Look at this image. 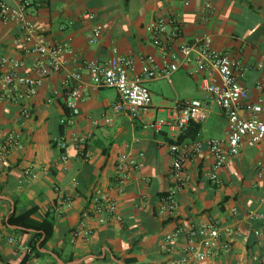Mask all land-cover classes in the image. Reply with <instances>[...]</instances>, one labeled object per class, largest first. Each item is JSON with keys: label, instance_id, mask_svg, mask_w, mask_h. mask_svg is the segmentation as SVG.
<instances>
[{"label": "crops", "instance_id": "crops-1", "mask_svg": "<svg viewBox=\"0 0 264 264\" xmlns=\"http://www.w3.org/2000/svg\"><path fill=\"white\" fill-rule=\"evenodd\" d=\"M5 1L17 7L22 0ZM26 1L29 19L44 32L49 43L65 45L72 53L67 55L65 70L51 74L28 103L29 119L21 116L19 105L0 102V145L11 131L20 134L23 144L21 150L10 155L7 170L0 177V264H22L28 254L31 235L7 229L3 220L15 209L20 212L32 205L39 207L40 216L50 212L55 219V236L41 251L53 254L57 250L61 258L54 254L53 257L58 264H120L117 257L135 259L138 264H167L173 254L166 250L170 247L164 243L165 235L177 223L209 221L233 226L241 235L250 236L248 240L242 236L234 238L231 253L203 264H263L264 222L251 220L249 213L264 212V175L255 167L257 161L264 162V150L245 147L218 173V183L209 179L213 158L204 150L185 165L190 181L178 193L177 211L160 213V200L171 186L173 155L166 138L174 139L173 135L167 129L155 134L144 128L143 119L115 113L112 106L118 100L117 92L110 95L109 89H93L84 63H104L115 48L122 55L133 57L137 69L143 55H152L159 61L160 53L151 44L148 26L173 11L181 24V42L210 36L215 49L249 68L239 80L250 91L251 101L256 102L261 94L256 88L262 75L258 65L264 70V0ZM86 14L94 15V19H84ZM95 27L101 29L102 36L94 45L88 37ZM20 35L16 24L0 22V59L24 61L23 71L27 72L31 59L15 44ZM75 71L81 73L86 89L75 124L65 130L67 160L63 162L58 149L52 148V141H58L59 124L66 114L61 83ZM174 75L179 86L176 101L206 97L198 78L189 76L184 69ZM159 80L165 79L147 86ZM160 107L152 104L149 117L160 118L163 114L156 111ZM212 116L216 122H226L224 137L219 139L225 138L226 117L219 111H213ZM210 118L202 124L198 140L218 138L204 136L212 127L206 126ZM79 134H91L83 153L72 142L74 135ZM126 153L144 154V167L134 172L126 191L119 194L115 188L116 166L119 156ZM28 167H32L34 176L25 179ZM96 187H102L116 200L121 223L101 225L92 218L90 200ZM82 227L90 230V235L74 239L73 230ZM258 230L260 237L254 234ZM70 258L73 261H68ZM25 264L53 261L31 257Z\"/></svg>", "mask_w": 264, "mask_h": 264}, {"label": "built area", "instance_id": "built-area-1", "mask_svg": "<svg viewBox=\"0 0 264 264\" xmlns=\"http://www.w3.org/2000/svg\"><path fill=\"white\" fill-rule=\"evenodd\" d=\"M28 2L22 0L17 7H12L5 0H0V22L3 25L14 23L21 31L15 44L19 50L31 59V67L27 72L24 61L9 57L0 59V102L8 105H19L21 116L27 120L31 117L28 103L37 95L39 87L53 73L65 70L67 55L71 50L65 45L51 44L44 32L38 30L27 14ZM86 20H93L94 15L86 14ZM151 44L160 53L157 61L152 55L140 57V67L136 68L133 57L122 55L117 48L104 63L89 61L84 63L93 89H114L118 94L117 102L112 106L115 113H124L133 119H143L144 128L161 134L165 129L176 140L191 123L204 124L212 112L217 109L228 122L227 136L223 139L212 138L205 141L196 140L180 145H171L173 161L170 169L171 186L161 200L160 213L173 214L178 209V193L190 181L185 171L188 161L196 159L204 150L213 158L210 181L218 183V173L227 162L241 155L245 147L258 151L264 150V70L256 88L261 93L256 102L251 101L250 91L244 87L239 78L249 68L233 61L230 56L214 48L210 36H203L191 43L181 42L182 28L176 14L170 11L166 17L154 19L148 26ZM102 36L99 27L89 34L91 44H98ZM181 69L191 77L200 81L201 89L206 97L188 101L177 100L172 106L160 107L156 111L162 118L149 117L152 109V96L147 84L166 79L172 84V76ZM86 87L82 83L79 71L67 74L61 83V97L67 114L61 123L70 127L75 124L80 114V105L84 100ZM111 122L110 119H107ZM91 138V134L74 135L72 142L76 149L83 153V146ZM59 147L65 149L64 137L58 139ZM23 148L18 132L11 131L0 145V177L6 172L10 155ZM144 154L133 156L130 153L119 156L116 166L115 188L119 194L126 187L134 172L144 167ZM61 161L67 157L61 155ZM255 167L264 175V162L259 160ZM32 167L24 171V178L33 177ZM74 183L77 184L76 181ZM89 213L101 225L111 222L121 223L123 218L118 204L111 194L102 187H96L92 193ZM253 221L264 222V212H250ZM90 230L84 227L73 230L74 239L89 236ZM260 237L261 232L255 231ZM242 236L248 240L250 235H241L233 226H222L218 222H186L177 223L175 228L165 235L164 243L172 253L167 264H203L215 260L222 254L232 251L233 239ZM13 242V238H9ZM28 253L30 249L26 247ZM264 264V255H263Z\"/></svg>", "mask_w": 264, "mask_h": 264}, {"label": "trees", "instance_id": "trees-1", "mask_svg": "<svg viewBox=\"0 0 264 264\" xmlns=\"http://www.w3.org/2000/svg\"><path fill=\"white\" fill-rule=\"evenodd\" d=\"M67 128V125L62 123L59 124V139L64 137ZM201 131L202 124L191 123L186 130L178 135L176 140L169 138H166V140L170 145H180L185 142L196 141L199 139ZM52 148L58 149L60 155L65 154V149L60 148L57 141H52ZM3 224L7 229L13 226L22 228L20 230H15V233L31 235L27 243L30 253L24 257L22 264L28 262L31 257L51 258L53 264H58V261L53 257L54 254L61 258V254L57 250H53V254L42 253L41 251L47 249L48 242L55 236V219L50 212H46L43 216H40L39 207L37 205H32L30 208L20 212L15 209V211L9 215L7 221L6 219L3 220ZM250 242H253V239ZM247 247L250 249L249 244H247ZM117 259L122 260L125 264H138L135 259H121L119 257H117ZM68 261H73V259L70 258Z\"/></svg>", "mask_w": 264, "mask_h": 264}, {"label": "rangeland", "instance_id": "rangeland-1", "mask_svg": "<svg viewBox=\"0 0 264 264\" xmlns=\"http://www.w3.org/2000/svg\"><path fill=\"white\" fill-rule=\"evenodd\" d=\"M173 85L168 83V81L165 80H159L158 82H155L153 84L148 85L149 89L151 90V96H152V104L155 106H172L174 102L177 99L178 94V79L176 75H173L172 77ZM107 92L110 95L115 94L114 89H109ZM200 97V95L196 96ZM112 111V110H111ZM214 111H218L215 109ZM113 112V111H112ZM163 115H161L160 118H162ZM211 117V118H210ZM210 120L206 126H212L210 129H208V132L204 135L207 137H218L221 138L224 137V128L226 126V122L223 119H220V121L215 120L214 116L212 114L209 116ZM208 118V119H209Z\"/></svg>", "mask_w": 264, "mask_h": 264}, {"label": "water", "instance_id": "water-1", "mask_svg": "<svg viewBox=\"0 0 264 264\" xmlns=\"http://www.w3.org/2000/svg\"><path fill=\"white\" fill-rule=\"evenodd\" d=\"M8 220V218L6 219V221ZM11 228H13V229H22L21 227H16V226H13V227H11ZM118 263H120V264H124V263H122V262H120L119 260H116Z\"/></svg>", "mask_w": 264, "mask_h": 264}]
</instances>
